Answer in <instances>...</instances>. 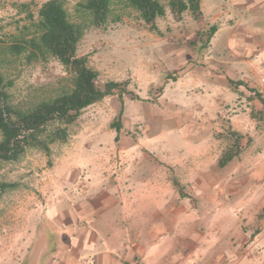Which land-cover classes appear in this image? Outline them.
Returning <instances> with one entry per match:
<instances>
[{
  "label": "rangeland",
  "instance_id": "obj_1",
  "mask_svg": "<svg viewBox=\"0 0 264 264\" xmlns=\"http://www.w3.org/2000/svg\"><path fill=\"white\" fill-rule=\"evenodd\" d=\"M47 1L0 0V89L23 109L70 85L54 58L28 61L9 50ZM66 1L72 20L80 21L74 8L81 0ZM160 1L166 15L156 20L159 33L137 12L117 10L120 22L89 26L79 43L78 55L89 56L100 86L128 82L132 94L124 95L118 141L111 124L121 104L114 95L85 109L68 142L51 146L50 159L29 149L20 161L1 164L0 181L18 188L0 199V264H96L108 247L122 252L115 242L125 221L118 204L97 211L92 200L102 193L114 201V193H150L151 181L167 206L143 196L140 205L160 223L168 210L165 241L181 244L168 247L163 264H214L217 257L218 264H238L242 256V264H264V121L251 116L264 114V103L248 91L264 100V61L254 59L264 55V0H202L200 21L190 12L176 21L167 0ZM214 25L221 31L210 47L204 32ZM244 55L257 66V79L237 69ZM228 80H247L249 88L235 93ZM229 130L244 136L245 149L220 168ZM135 209L131 219L140 215ZM142 227L126 229L124 240L134 245L140 236L144 247Z\"/></svg>",
  "mask_w": 264,
  "mask_h": 264
},
{
  "label": "trees",
  "instance_id": "obj_2",
  "mask_svg": "<svg viewBox=\"0 0 264 264\" xmlns=\"http://www.w3.org/2000/svg\"><path fill=\"white\" fill-rule=\"evenodd\" d=\"M201 2L202 0H167V7L176 21H182L186 12L200 21L203 17ZM66 5V0H49L43 3L38 10L37 20L29 15L32 23L25 27L27 34L17 44L9 47L12 55L26 54L28 61L54 58L67 70L71 79L70 85L55 97L42 100L28 109L14 105L10 95L0 89V167L2 163L20 161L29 149L39 150L50 159L51 146L68 142L70 127L82 112L114 95L118 96L121 104L119 115L111 124V128L118 134L115 139L118 141L123 129L124 95L132 94L127 89L128 82L109 81L100 86L97 83L99 72L90 67L89 56L78 55L79 43L89 26L104 29L110 23L120 22L122 18L117 10L137 12L150 29L157 33L156 20L166 15V6L160 0H81L74 8L80 21L74 22ZM23 8L27 9L28 5H23ZM217 31L218 26L214 25L204 32L208 43ZM228 85L235 93L240 86L249 88L244 81L228 80ZM248 91L253 92V96L264 103L260 93L254 89ZM251 116L264 121L262 111H252ZM226 135L231 144L218 162L220 168H225L239 158L245 149L242 134L229 130ZM250 141L251 139L248 140ZM175 184L179 187L177 181ZM17 188V183L0 181V199Z\"/></svg>",
  "mask_w": 264,
  "mask_h": 264
},
{
  "label": "crops",
  "instance_id": "obj_3",
  "mask_svg": "<svg viewBox=\"0 0 264 264\" xmlns=\"http://www.w3.org/2000/svg\"><path fill=\"white\" fill-rule=\"evenodd\" d=\"M203 3L201 2V9L202 12L204 13L203 9ZM229 28L231 27H235V22L233 21V23H230ZM221 31V27L218 28V31L215 33V35L213 36V38L211 39V41L209 42V46L212 47V41L213 39L215 40V38L217 37V35L219 34V32ZM235 32L230 31L229 37L230 39L233 41V39L235 38ZM259 47H262V45L258 44ZM247 56V55H246ZM245 55L244 56H240L238 57V62L239 65L237 66V69H241V70H246L248 75L249 72H253V77L255 79H257V66L254 65L252 62H250V58L248 60H246L245 58H247ZM254 59L258 62H263L264 61V55L262 54V52H258L257 54L254 55ZM260 63V65H262ZM264 64V63H263ZM245 82H247V80H243ZM167 176V175H166ZM167 181V179H166ZM154 181H151L148 183V185L150 186V193H114V195L116 196V201H114L111 198V195L109 193H102V196H99L100 200H92L93 202V207L95 210L97 211H101V208L105 206V204H107L108 202H110V204L112 205H117L119 206V210H121V214H122V218L125 220L123 223L122 221V225L119 226V228L121 229V232L118 235L119 236V240H115L116 244L120 247L122 246V252H117L115 247L112 246V248H107L105 249L104 252H99V259H98V263L96 264H136L134 262L135 258H140L138 259V263L137 264H163L165 262V260L167 259V257H169V252H168V247L172 246L174 244V246L176 247V245L181 246L180 244V240L177 242V239H173L171 242H166V233L169 231V219H168V210H163L162 212H164L163 214L166 213V219L164 221H158L157 218H155V216L151 213V215L148 217V214L143 211L144 207H141V203H142V198L141 196L145 197V199L151 200V201H155L157 203L161 204V208L163 209L164 207L167 206V200L165 201H160V197H165V193L161 192V193H154V191H157L159 188L157 186H154L153 184ZM131 185V184H130ZM122 192V191H121ZM153 192V193H152ZM134 212L139 213V217H134V219H131L130 214L132 212V208H135ZM147 210V208H146ZM144 213L145 216H144ZM162 214V215H163ZM179 214V213H178ZM164 216V215H163ZM163 216L161 218H163ZM144 218V219H143ZM155 218V220H154ZM160 218V219H161ZM145 220V222L143 221ZM155 221V222H154ZM145 225V229H147V234L148 237L145 239V246L143 247L142 245H140V241L142 239V237H137L135 244L133 245L132 242L129 243V241H125L124 238L126 235V229L130 230V231H136V233H138V229H142ZM157 224V225H156ZM167 231V232H166ZM84 237H87V233L86 235L84 234ZM93 238V237H92ZM88 243V245H91V241L86 242ZM113 243V242H112ZM164 244L165 245V249H164ZM184 244V243H183ZM87 244H85L84 246L80 244V249H85L86 246L89 247ZM260 245V244H259ZM143 247V249H142ZM128 249V250H127ZM135 250V251H134ZM245 251V250H244ZM243 251V252H244ZM124 253V254H122ZM141 254V255H140ZM115 255H119V257H115ZM217 255V254H216ZM122 256V257H121ZM140 256V257H139ZM165 256V257H164ZM223 257H225V255H222ZM247 258V256H242L239 260H238V264H242L245 259ZM90 259V258H89ZM92 260V259H90ZM117 260V261H116ZM120 260V261H119ZM93 261V260H92ZM213 261V260H212ZM120 262V263H119ZM219 263V259L218 257L216 258V261H214V264H218Z\"/></svg>",
  "mask_w": 264,
  "mask_h": 264
}]
</instances>
